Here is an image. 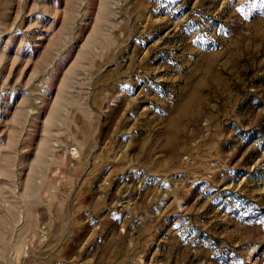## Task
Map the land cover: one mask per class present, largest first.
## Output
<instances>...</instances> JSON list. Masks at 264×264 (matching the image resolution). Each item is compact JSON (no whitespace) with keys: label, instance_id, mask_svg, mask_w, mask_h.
Segmentation results:
<instances>
[{"label":"rangeland","instance_id":"rangeland-1","mask_svg":"<svg viewBox=\"0 0 264 264\" xmlns=\"http://www.w3.org/2000/svg\"><path fill=\"white\" fill-rule=\"evenodd\" d=\"M0 264H264V0H0Z\"/></svg>","mask_w":264,"mask_h":264}]
</instances>
